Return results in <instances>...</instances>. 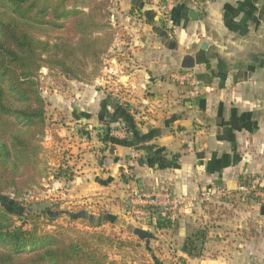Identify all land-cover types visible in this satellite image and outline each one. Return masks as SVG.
<instances>
[{"label": "crops", "instance_id": "1", "mask_svg": "<svg viewBox=\"0 0 264 264\" xmlns=\"http://www.w3.org/2000/svg\"><path fill=\"white\" fill-rule=\"evenodd\" d=\"M115 1L112 20L125 38L106 59L109 88L72 81L68 191L91 207L104 196L97 203L134 223L130 196L168 187L190 200L172 227L158 229L157 242L175 246L184 264H264V206L228 201L210 205L212 213L191 200L203 186L264 180V0L174 1L167 20L158 0ZM177 71L193 75L197 93L173 82ZM123 121L126 141L117 139L127 135ZM201 228L208 229L202 255L188 256L182 245Z\"/></svg>", "mask_w": 264, "mask_h": 264}, {"label": "trees", "instance_id": "2", "mask_svg": "<svg viewBox=\"0 0 264 264\" xmlns=\"http://www.w3.org/2000/svg\"><path fill=\"white\" fill-rule=\"evenodd\" d=\"M110 5L111 0H0V194L12 191L18 206L26 203L24 190L33 187L34 177H42L39 153L48 122L41 70L88 83L99 78L103 56L117 38ZM55 26L63 32L54 37ZM122 108L133 119V106L125 101ZM123 122L127 135L117 139L126 141L131 129L129 121ZM53 175L58 180L74 178L73 171L61 166ZM45 217L48 222L56 219L48 209L16 213L0 202V264H124L110 251L142 241L133 243L115 230H99L102 222L84 219L82 230H46ZM172 225L166 220L156 227ZM206 237V229L196 230L186 237L182 251L201 256Z\"/></svg>", "mask_w": 264, "mask_h": 264}, {"label": "rangeland", "instance_id": "3", "mask_svg": "<svg viewBox=\"0 0 264 264\" xmlns=\"http://www.w3.org/2000/svg\"><path fill=\"white\" fill-rule=\"evenodd\" d=\"M150 3H154L151 0H146ZM182 2L184 0H158L156 4L157 13L161 16L163 20H167V15L169 11V5L175 2ZM116 1L111 0V22L117 30V38L115 42L120 38H125L124 33L121 31L120 27L113 23V9L116 6ZM70 27V26H69ZM55 31L53 36L62 34V27H54ZM119 32V33H118ZM114 42V43H115ZM114 45V44H113ZM112 45V46H113ZM112 49V47H111ZM111 49L107 55H104V67L102 69L101 76L95 80H90L89 84L100 86L101 88L107 90L106 81L108 80V73H105V67L111 65L110 59L106 62L107 57H111ZM111 53V54H110ZM113 55V54H112ZM118 55L116 54L115 57ZM90 72V71H89ZM111 76V75H110ZM99 79V81H98ZM117 80L116 76H111L110 80ZM72 81H78L76 79L68 78L65 75L57 72L56 70H49L48 68H42L40 75V85L42 95L46 100V116L48 122V128L45 138L41 142L42 149L39 153L40 164L38 166L39 172L42 173V177L38 174L34 177V182H36L31 189H25V202L23 207L18 206L15 201L14 194L12 191H7L0 194V202L10 211L16 213H23L27 211H32L34 213L40 214L44 209H48L50 216L55 217L54 221L48 222L49 220L45 218L43 222V229L55 230L59 226L74 227L77 229H85L86 224L82 221H91L94 224L101 223L103 226L99 227V230H115L123 238L133 239V243H137V236H135L126 227L121 226L117 221L124 220L123 218H117L111 213V209L108 208L103 203H97L98 198L102 197L99 201L105 202L104 196H97L93 198V206L88 199L85 197L75 198L72 197V192L68 189L69 181L71 180H58L54 178V172L61 166L63 169H68L72 173ZM124 82V81H123ZM179 86L192 87L189 84L180 85L176 81H173ZM88 83V82H84ZM195 83V89H196ZM116 87L114 88V90ZM197 90V89H196ZM118 93V91H114ZM197 93V92H196ZM117 96V95H115ZM60 102V104L58 103ZM125 102V101H124ZM128 102V101H126ZM131 104V103H130ZM111 129V128H109ZM65 132V133H63ZM110 132V130H109ZM124 138V137H122ZM74 172V171H73ZM125 175L123 178H125ZM62 181V182H61ZM160 188V187H159ZM140 190V189H138ZM236 200L237 202H235ZM233 201L232 203H257L255 195L237 196L235 198L226 200H214L207 201V210L213 213L212 208H216L210 205H218L221 202ZM126 204V202H125ZM223 204V203H222ZM200 205V204H199ZM90 206V207H89ZM223 206V205H221ZM126 208V206H125ZM222 209V208H221ZM220 209V210H221ZM211 213V214H212ZM93 216V217H92ZM129 216V214H128ZM180 217V215H179ZM178 217V218H179ZM77 218V219H76ZM82 218V219H80ZM95 218V219H94ZM161 217L155 216L150 222L149 229L155 235L160 234L156 225L158 222H165L166 220L160 219ZM175 220H169L171 223ZM76 219V220H73ZM136 224L135 221H132ZM129 223V222H128ZM173 224H175L173 222ZM140 226V225H135ZM206 230H208L206 228ZM140 239V238H139ZM158 240V239H157ZM154 239L142 240L139 242L138 246H131L126 250L114 249L110 251V255L117 261L124 262V264H184V261L179 255H177V249L175 246L168 245L167 242L161 243ZM167 244V245H166Z\"/></svg>", "mask_w": 264, "mask_h": 264}, {"label": "built area", "instance_id": "4", "mask_svg": "<svg viewBox=\"0 0 264 264\" xmlns=\"http://www.w3.org/2000/svg\"><path fill=\"white\" fill-rule=\"evenodd\" d=\"M171 79L180 85L195 86L193 75L187 71L173 72ZM119 82L121 83L120 80ZM193 91L197 92L196 89ZM241 195H255L256 204L264 206V180L260 176L246 177L239 182L235 189L219 184L203 186L191 200L205 205L207 201L226 200ZM188 200H190L189 197L176 194L168 187H160L154 190L140 189L136 191L126 201L125 206L130 219L144 227L151 224L155 213L164 220L177 219Z\"/></svg>", "mask_w": 264, "mask_h": 264}, {"label": "water", "instance_id": "5", "mask_svg": "<svg viewBox=\"0 0 264 264\" xmlns=\"http://www.w3.org/2000/svg\"><path fill=\"white\" fill-rule=\"evenodd\" d=\"M198 12L192 11V16H197ZM121 226L126 227L130 230L135 236L141 240L154 239L157 240L158 237L152 231L141 226H135L134 224L128 223L127 221H117Z\"/></svg>", "mask_w": 264, "mask_h": 264}]
</instances>
